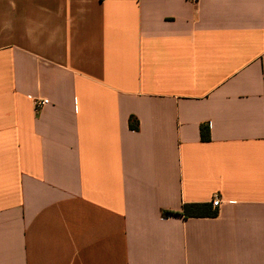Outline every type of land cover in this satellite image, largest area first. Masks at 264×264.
I'll return each mask as SVG.
<instances>
[{
    "label": "crops",
    "instance_id": "0c3cea01",
    "mask_svg": "<svg viewBox=\"0 0 264 264\" xmlns=\"http://www.w3.org/2000/svg\"><path fill=\"white\" fill-rule=\"evenodd\" d=\"M0 264H264V0H0Z\"/></svg>",
    "mask_w": 264,
    "mask_h": 264
},
{
    "label": "trees",
    "instance_id": "16d2710c",
    "mask_svg": "<svg viewBox=\"0 0 264 264\" xmlns=\"http://www.w3.org/2000/svg\"><path fill=\"white\" fill-rule=\"evenodd\" d=\"M130 126L134 130H138L139 129L138 119L131 117L130 118ZM202 132H203L204 139L209 138V134L206 135L204 133V127L202 128ZM185 211H186V213L194 215V216H215L217 214V211L212 209L211 203L186 206ZM165 215H168V213H165Z\"/></svg>",
    "mask_w": 264,
    "mask_h": 264
},
{
    "label": "built area",
    "instance_id": "2783aa9c",
    "mask_svg": "<svg viewBox=\"0 0 264 264\" xmlns=\"http://www.w3.org/2000/svg\"><path fill=\"white\" fill-rule=\"evenodd\" d=\"M50 103L48 98H40L34 100V108L36 112L41 111L44 107H46ZM222 203V198L219 195H215L211 201L213 208H219Z\"/></svg>",
    "mask_w": 264,
    "mask_h": 264
}]
</instances>
